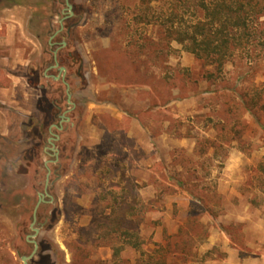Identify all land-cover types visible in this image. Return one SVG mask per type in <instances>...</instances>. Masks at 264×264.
Segmentation results:
<instances>
[{"label": "rangeland", "instance_id": "obj_1", "mask_svg": "<svg viewBox=\"0 0 264 264\" xmlns=\"http://www.w3.org/2000/svg\"><path fill=\"white\" fill-rule=\"evenodd\" d=\"M70 1L76 15L64 28L69 27V46L61 60L74 69L76 64L71 63L80 54L86 82L73 81L85 96H75L81 117L75 119L76 129H67L63 135L60 169L49 166V192L54 199L38 207L37 223L43 225L29 264H72L66 241L104 222L108 202L116 204L113 162L138 182L143 244L138 250L125 245L115 258L111 244L120 241L103 238L90 252L91 264H229L227 250L231 248L240 259L257 257L247 258L246 264H264V192L255 188L264 190V176L256 169L264 160V111L253 113L241 105V96H250L255 89L264 96V16L253 24L247 52L216 68L162 36L156 16L168 0H150L152 10L145 9L140 0ZM22 3L26 5L23 18L29 20L22 44L24 55L34 64V80L49 57L47 36L59 28L58 16L65 5L62 0ZM54 42L58 45L60 37L55 36ZM95 65L106 77L96 75ZM74 75L71 72V79ZM108 80L123 88L133 85L146 99ZM98 87L114 103L134 109L131 114L136 118L131 123L123 112L117 124L95 115L92 123L102 121L109 130L100 145L95 144L98 133L89 122L90 115L121 111L111 102H92L91 93ZM148 98L159 107L139 109ZM65 99L37 96L30 116L40 123L39 128L32 127L28 138L13 132L0 139V264H22L16 251L28 254L32 249L20 237V229L24 220L29 225L36 193L44 187L46 170L41 160L50 159L39 151V132L50 121V103L63 106ZM237 123L240 130L235 133ZM127 132L134 136V154L113 140ZM21 154L29 162L27 172L17 174L12 165ZM83 160L87 165L80 168ZM185 182L199 184L203 198H193ZM65 191L66 203H72L66 205L68 218ZM28 225L26 234L31 232Z\"/></svg>", "mask_w": 264, "mask_h": 264}, {"label": "crops", "instance_id": "obj_2", "mask_svg": "<svg viewBox=\"0 0 264 264\" xmlns=\"http://www.w3.org/2000/svg\"><path fill=\"white\" fill-rule=\"evenodd\" d=\"M62 1L64 2V0ZM68 1L71 3L70 0ZM64 8H63V12L60 13L58 16L59 28L55 29L54 31H51L50 29L51 32L48 33L47 36V42L45 48L49 53V57L40 65L39 73L35 72L34 75L35 79L33 80L31 77H32V70L34 68V64L30 56L24 55L25 48L24 45L22 44V40H23L22 38L26 31V24L29 21L27 17L23 18V14H22V11H24L23 9H26V5L22 3V1L18 2L17 0L15 1L0 0V139H6L7 135L13 132L23 134L24 138H28V132L32 127L36 126V129L39 128L40 123H38L33 118V116H30L31 114L30 106L37 102V96L66 97L65 102H63V106L58 105L53 101L50 103V121L46 124V126L42 127V131L39 132L40 142L42 143L40 145L39 151L40 153L44 154L47 158L48 157L50 158L48 160H41L46 170L45 182H46V178H48L46 191L50 195V197L44 196L46 201H42L39 205L44 204L45 202L51 203L54 199L53 195L49 192L50 190L49 187L52 182L49 179V175L51 172V168L49 166H52L54 170L57 171L60 169L62 163V159L60 157V153H61L60 145L63 142V138H64L63 135L67 131V129H72V128L76 129V126L78 125H75V121H76L75 119L81 117L79 114H77L79 108V102L75 100V96H83V95L85 96V94L80 93L79 90L80 88L75 89L76 87L75 84L77 82L75 83V81H73L75 79H78L79 83L80 81L83 84L86 82L82 71L84 66L82 57L80 56V54H77L76 60H74L71 63L73 65L76 64L74 69L71 68L70 64L67 65L61 60L62 52L68 49L69 46V41L66 38V36L69 34V27H66V29L64 28L67 21L71 17H74L76 15L75 11L73 10L72 3H71V11H72L71 15H69ZM55 36L60 37V42L58 45H54ZM62 41H65L64 45H62L61 43ZM55 50L56 53L54 55ZM55 61L57 62V66H54ZM59 66H63L65 68L63 77H62L63 72H60V70L58 69ZM95 66L97 69L96 75L99 77H106L100 71L99 66L97 65ZM71 72H74L75 74L74 78L72 79H71ZM59 73H61L60 78L54 79L53 76L58 75ZM38 78L41 79L42 81H37ZM65 82L67 83V85L65 84ZM107 82H109L110 84L114 83L115 85H117V88L120 87V89L128 88L131 91L132 96H136L138 99H146V97H144L146 95L143 96L140 90L132 89L134 88L133 85H129V87L127 86L126 88H123V86L119 85V83H117L116 81L108 80ZM67 89L68 92L70 93V100L72 101V104L67 102ZM143 89L144 88L141 87V90ZM91 96L95 97V99H93L92 101L95 104L104 103V102H111L113 104H117V106L121 111V114L117 115L114 112L110 114L107 112H94L90 115L89 122L92 123L94 119L93 117L96 115L99 118L100 117L102 118V116L105 117L107 116L111 120H114L117 124L118 123L120 124L121 123L120 119L123 112L127 113V116L130 119L131 123H132V119L135 118L134 115L131 114L134 109L127 108L126 106L124 107L120 103H114V101H112V99L108 97L110 95L102 87H98L97 90L94 89L93 92L91 93ZM100 96H103L102 97L103 99H100L99 98ZM157 107H159V104L152 103L151 99L148 98V102L146 106H141L138 108L139 109L151 108V110H154ZM162 108L164 107L162 106ZM61 115H64L63 121H61ZM165 119L166 118H164L163 120ZM55 120H57L56 123ZM36 123L38 124L36 125ZM102 123H103L102 121H100L97 125L92 123L96 127V131L98 133L97 134L98 139L95 142V144L98 143L97 145H100L101 141L105 140L104 136L109 135V130L104 128ZM53 124H56L57 126H53ZM121 129L122 128L118 127V130H120V132L122 131ZM51 137H55L51 141L53 142V146L57 149L56 153L50 148ZM114 139L120 141L119 145L127 146L125 144H127L129 140L130 143L134 141V136L132 135V132L131 133L127 132L125 135L123 133H120L118 135H115L113 140ZM18 141L17 144L19 143ZM23 158L25 159V157L21 154L20 158L14 164H18L23 160ZM27 161L29 162V160ZM84 165H87V163L86 161L83 160L79 167L82 168ZM113 165L119 166L120 164L118 162H113ZM45 182H44L43 190L37 191L36 193L37 198H38V193L44 191ZM33 208L31 211V215L33 212ZM31 215H30V222H31ZM40 224L42 223H37V213H36L35 226H38ZM139 229H140V224H139ZM29 233H32V230ZM27 234H25L24 236L26 242H28L26 240ZM227 251H228L227 262L229 264H246L245 261L247 260V258L249 260H254L257 258V257L255 258L254 256L250 258L248 256L240 259L239 255L235 254L234 249L231 248ZM16 254L19 258H20L19 254L23 255L19 251H16ZM29 260H28V264H29Z\"/></svg>", "mask_w": 264, "mask_h": 264}, {"label": "trees", "instance_id": "obj_3", "mask_svg": "<svg viewBox=\"0 0 264 264\" xmlns=\"http://www.w3.org/2000/svg\"><path fill=\"white\" fill-rule=\"evenodd\" d=\"M140 3L145 9L152 10L150 0H140ZM188 11L191 16L187 17L185 14ZM262 16L264 0H168L167 6L156 19L167 43L173 41L181 44L184 50L193 54L203 64L220 68L230 58L247 52L254 35L253 24ZM146 22L150 23L151 19L147 18ZM241 105L253 113L258 109L264 111V96L255 89L250 96H241ZM236 126L235 133L240 130L238 123ZM216 128L218 131L222 129L221 125ZM129 142L130 140L125 145L134 154L135 150ZM27 166L28 161L25 159L12 165L17 174L26 173ZM112 169L117 172L116 179H111V185L118 188L116 204L108 202L109 211L103 214L104 222L97 223L95 228L86 233L78 232L66 241L72 264H91V250L100 245L106 237H116L120 241L118 244H111L115 258L125 245L138 250L143 244L139 235L138 182L127 169L120 166H114ZM256 169L264 176V160L257 163ZM185 184L193 198H203L200 196L202 190H199V184ZM255 188L264 192L257 186ZM67 196L68 192L65 191V217L68 218L66 205L68 207L72 203H66ZM24 221L23 229H20L21 238H24L28 225Z\"/></svg>", "mask_w": 264, "mask_h": 264}, {"label": "water", "instance_id": "obj_4", "mask_svg": "<svg viewBox=\"0 0 264 264\" xmlns=\"http://www.w3.org/2000/svg\"><path fill=\"white\" fill-rule=\"evenodd\" d=\"M64 2H65V8L64 9L68 12L69 15H71L72 14L71 3L68 0H64ZM60 22H61V19H60ZM61 43H62V45H64L65 41H62ZM55 53H56V50L54 51V55H55ZM54 66H57V62L56 61H55ZM58 69L60 70V72H63L62 73V77H63L64 72H65V68L63 66H59ZM60 75H61V73H59L58 75L53 76V78L54 79H59ZM65 84L67 85L66 82H65ZM67 102L72 104V101L70 100V93L68 92V89H67ZM63 120H64V115H61V121H63ZM53 126H57V125L53 124ZM54 138L55 137H51L50 138V143H51V147L50 148H51V150H53L56 153L57 149L53 146V142L51 141ZM48 173H49V170H48ZM48 173H47V175H48ZM47 179L48 178H46L44 191L38 193L37 202H36V204H35V206L33 208V212H32V215H31V222L29 224V228L32 230V233H29V234L26 235V240L28 242L32 243V250L28 254H23V255L19 254L20 259L22 260L23 264H28V260L36 253L37 248H38V243H37L35 237H36L37 233L39 232V229L42 226V224H40L38 226H35L36 213H37V208H38L39 204L42 201H46L44 196H49L50 197V195L46 191V186H47V183H48Z\"/></svg>", "mask_w": 264, "mask_h": 264}]
</instances>
